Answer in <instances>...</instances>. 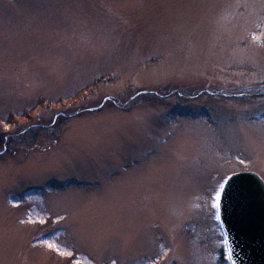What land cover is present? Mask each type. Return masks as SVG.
<instances>
[{
	"label": "rangeland",
	"instance_id": "obj_1",
	"mask_svg": "<svg viewBox=\"0 0 264 264\" xmlns=\"http://www.w3.org/2000/svg\"><path fill=\"white\" fill-rule=\"evenodd\" d=\"M5 139L0 264H232L213 204L264 177V0H0Z\"/></svg>",
	"mask_w": 264,
	"mask_h": 264
},
{
	"label": "water",
	"instance_id": "obj_2",
	"mask_svg": "<svg viewBox=\"0 0 264 264\" xmlns=\"http://www.w3.org/2000/svg\"><path fill=\"white\" fill-rule=\"evenodd\" d=\"M251 171L228 177L218 212L232 264H264V179Z\"/></svg>",
	"mask_w": 264,
	"mask_h": 264
},
{
	"label": "snow or ice",
	"instance_id": "obj_3",
	"mask_svg": "<svg viewBox=\"0 0 264 264\" xmlns=\"http://www.w3.org/2000/svg\"><path fill=\"white\" fill-rule=\"evenodd\" d=\"M5 130H7V125H5ZM261 179H264V177H262ZM222 193H224V188L221 187L219 189V192H217L214 200V204L213 207L216 209L217 212H219L221 210L222 207ZM47 247L51 250H54L55 252H57L60 255H68V253L65 250H62V248L60 246H58L57 244L54 243H47ZM228 260L232 261L233 260V256H232V250L231 248H229L228 250V256H227ZM153 264H155V262H153ZM234 264V262H233Z\"/></svg>",
	"mask_w": 264,
	"mask_h": 264
},
{
	"label": "trees",
	"instance_id": "obj_4",
	"mask_svg": "<svg viewBox=\"0 0 264 264\" xmlns=\"http://www.w3.org/2000/svg\"><path fill=\"white\" fill-rule=\"evenodd\" d=\"M6 141V139L5 140H2L1 142H0V147H2L3 149L6 147V145H7V142H5ZM1 148V149H2Z\"/></svg>",
	"mask_w": 264,
	"mask_h": 264
}]
</instances>
